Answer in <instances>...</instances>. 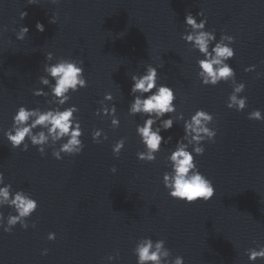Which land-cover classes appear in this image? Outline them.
<instances>
[{"label": "water", "instance_id": "obj_1", "mask_svg": "<svg viewBox=\"0 0 264 264\" xmlns=\"http://www.w3.org/2000/svg\"><path fill=\"white\" fill-rule=\"evenodd\" d=\"M0 264H264V0H0Z\"/></svg>", "mask_w": 264, "mask_h": 264}]
</instances>
